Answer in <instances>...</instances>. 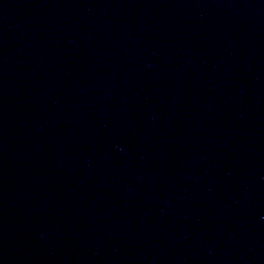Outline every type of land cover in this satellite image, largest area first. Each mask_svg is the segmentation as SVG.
I'll use <instances>...</instances> for the list:
<instances>
[{
    "label": "water",
    "instance_id": "1",
    "mask_svg": "<svg viewBox=\"0 0 264 264\" xmlns=\"http://www.w3.org/2000/svg\"><path fill=\"white\" fill-rule=\"evenodd\" d=\"M262 1V3L264 4V0H261Z\"/></svg>",
    "mask_w": 264,
    "mask_h": 264
}]
</instances>
